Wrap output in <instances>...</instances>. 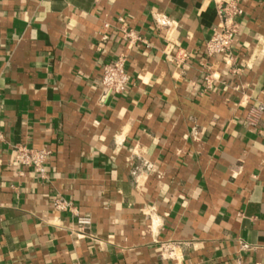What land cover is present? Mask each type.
I'll return each instance as SVG.
<instances>
[{"label": "crops", "instance_id": "0c3cea01", "mask_svg": "<svg viewBox=\"0 0 264 264\" xmlns=\"http://www.w3.org/2000/svg\"><path fill=\"white\" fill-rule=\"evenodd\" d=\"M221 1L0 0V264H264V0L208 55Z\"/></svg>", "mask_w": 264, "mask_h": 264}, {"label": "built area", "instance_id": "2783aa9c", "mask_svg": "<svg viewBox=\"0 0 264 264\" xmlns=\"http://www.w3.org/2000/svg\"><path fill=\"white\" fill-rule=\"evenodd\" d=\"M218 22L213 28L210 36L205 41V51L208 55L219 53H230L234 36L238 30L237 16L242 12V0H222L218 4ZM122 19V17H120ZM104 26H108L105 22ZM121 36L130 44H135L140 39L139 34L127 24L122 22L119 25ZM126 55L119 53L113 60L105 61L101 64V85L107 93L116 94L125 90L129 80L125 69ZM206 84L211 82L206 76ZM262 105L258 109H262ZM1 138V134H0ZM50 151L45 148H29L25 145H18L14 149L12 160L17 165L31 167L40 177L45 176V163ZM68 205L62 199H56L54 206L57 209H64ZM90 223V218L86 215L77 217V224L85 226Z\"/></svg>", "mask_w": 264, "mask_h": 264}]
</instances>
